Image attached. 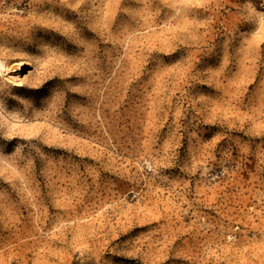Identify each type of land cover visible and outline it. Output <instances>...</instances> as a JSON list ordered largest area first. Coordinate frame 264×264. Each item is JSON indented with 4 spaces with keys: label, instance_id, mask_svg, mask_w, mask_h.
Here are the masks:
<instances>
[{
    "label": "rangeland",
    "instance_id": "374dc122",
    "mask_svg": "<svg viewBox=\"0 0 264 264\" xmlns=\"http://www.w3.org/2000/svg\"><path fill=\"white\" fill-rule=\"evenodd\" d=\"M0 62V264H264V0H0Z\"/></svg>",
    "mask_w": 264,
    "mask_h": 264
},
{
    "label": "bare ground",
    "instance_id": "6f19581e",
    "mask_svg": "<svg viewBox=\"0 0 264 264\" xmlns=\"http://www.w3.org/2000/svg\"><path fill=\"white\" fill-rule=\"evenodd\" d=\"M21 66H22V64L19 63V70H21V68H22ZM23 66H24V65H23ZM4 68H5V67H4L3 64L0 62V70H2V69L4 70ZM5 69H6V68H5Z\"/></svg>",
    "mask_w": 264,
    "mask_h": 264
}]
</instances>
